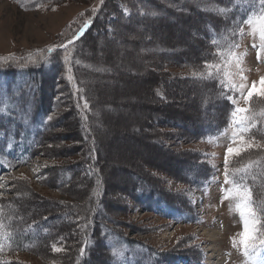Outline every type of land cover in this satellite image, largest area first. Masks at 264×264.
Masks as SVG:
<instances>
[{
	"label": "rangeland",
	"instance_id": "rangeland-1",
	"mask_svg": "<svg viewBox=\"0 0 264 264\" xmlns=\"http://www.w3.org/2000/svg\"><path fill=\"white\" fill-rule=\"evenodd\" d=\"M199 16L218 27L229 20L221 0H0V112L15 108L12 124L23 121L22 136L35 145L43 131L36 127L52 124L30 163L14 154L0 157L10 167L23 164L6 176L0 169V221L10 210L28 223L46 212L67 214L41 247L0 256V264H75L92 243L82 230L93 215L113 230L109 241L137 240L189 261L182 264H205V255L212 264H264V222L257 225L255 253L245 256L233 244L243 231L235 201L219 202L214 189L199 208L200 223L190 226L170 224L137 202L150 187L191 210L198 190L183 182L178 168L195 179L211 166L220 168L224 157L231 169L264 160V140L243 135L249 146L239 155L227 153L241 146L233 142L234 128L212 139L204 138L206 131L189 132L208 115L216 114L221 127L227 121L222 106L211 109L220 86L237 91L238 107L264 109L261 96L245 103L253 82L259 87L264 77L259 33L239 20L240 38L227 39L232 48L222 52L221 43L215 48L207 40ZM90 22L86 36L73 41ZM20 99L43 103L49 114L29 122ZM6 137L11 148L15 132ZM95 223L90 226L100 233ZM10 235L20 241V231ZM94 238L87 264H108L112 255ZM108 246L117 261L125 251L141 253L135 244Z\"/></svg>",
	"mask_w": 264,
	"mask_h": 264
},
{
	"label": "trees",
	"instance_id": "trees-1",
	"mask_svg": "<svg viewBox=\"0 0 264 264\" xmlns=\"http://www.w3.org/2000/svg\"><path fill=\"white\" fill-rule=\"evenodd\" d=\"M242 1L243 0H237V1L231 2L234 4L235 7L232 11L226 13L229 20L228 22L225 20H222L221 27H218L214 25L212 22L205 20L204 16H199L200 19L202 20V27L205 26V29L203 30L202 28V30L203 32L207 33V40L211 42L213 47L216 48L218 44L221 43L222 47L219 50L222 51L225 48L231 49L232 46H227L225 44V41L233 36L239 37V31L237 29V22L240 18L244 16L243 15L244 10L246 11V7L240 5V2ZM221 2L223 5L231 6L228 3L229 1L227 2V0H221ZM250 4H253L254 6H256L257 9L259 7L258 0L254 2H250ZM199 14H203V13L199 12ZM236 15L238 18L237 21H235L234 19ZM215 29L217 31H215ZM86 31L84 33H86ZM85 36L86 35H83L81 37H85ZM41 78H44V76H41ZM223 87L224 86H220V88L218 89L216 103L213 104L211 109L215 111L216 110L215 108L219 109V107H217V105H219V106H222L224 108V111H226L227 113L226 109L228 108V104L222 100V96H221L222 95L221 91H224ZM0 98H1V89H0ZM19 101L22 102V106L28 107V109L26 110V114L29 118L28 121L31 123H38L39 121H41V119L46 117L45 115L49 114V109H47L45 113L43 112L42 110V107L44 105L43 103L42 104L34 103L33 105L32 103L25 102L21 99ZM17 114L18 113L13 107L10 110L0 112V135H1L0 157H3L8 154H14V155L22 156L23 158L22 162L30 163L32 160V157L37 153V151L39 150L44 140V134H46L51 129L52 124H50L49 126H46V123L42 124L40 122L41 124L37 126L36 129L37 130L42 129L43 131L40 132V138L38 139V142L35 145L33 144L32 137L22 136V129H23L22 122L23 121L19 125L12 124ZM202 118H201V122L203 121ZM22 119L24 120L23 117ZM227 122H228V119L227 121L223 123L221 127V125L218 122V117L216 114H213L212 116L208 115L205 118L204 123L202 124L199 123V125L201 126L200 129H189V132L196 134L197 132L207 131L213 128L223 129L226 127ZM255 122L256 124L248 133V137H251L255 140H264V118L257 116ZM12 131L15 132V137L13 140H11L12 147L9 148L10 140L6 137V134ZM20 163L21 162H19V165H16L15 167L23 165ZM10 166L11 165H9V163L0 161V167L2 168H6V169L15 168V167H10ZM251 176L254 182L257 184V187L261 188L260 192L263 195V192H264V160L256 163L254 167V171L251 174ZM248 178L251 179L250 175H248ZM150 190L151 188L147 187L146 192L144 191L148 198L153 197V196H150ZM261 201L264 205V199H262ZM93 208L97 209V206L93 205ZM65 213H61L62 215H57V213L53 214L50 212L42 213L43 219L28 223V217L25 218L26 216L24 215H18L15 210L4 212V222L0 221V244H1L0 252L3 254H7V251L9 253L18 251L17 248H19L20 250H24L23 247H21L23 246V244L26 245L27 249H31L32 247H36V246L41 247V245H43L44 242L50 240L51 237L53 236V232H54L53 229L55 227L54 225L56 224V228H57V223L63 224V221H67L64 218L67 215ZM98 219L99 218H97L96 220L93 215L92 218L87 222V224L84 225V228L82 231L87 230V234L91 238L92 243L84 253L82 254L80 252L78 253L75 264H87V262L91 260L92 255L90 254V252H92V249L95 246L94 237L96 235L98 237V239H96L97 243L101 241L103 244L102 246L100 242L98 246H101L103 250L107 249L109 251V253L112 255L113 264H133L134 262L133 258L135 255L130 252H124L122 254L121 260L117 261V257L114 256V254H112L111 251L108 249L109 242H115L117 244L126 243L129 247H132V245L135 244L138 248L143 250L145 255L148 253L149 250H146L145 245L141 244L140 241H137V240H128L121 236H115L113 238V241H109L108 238H110L111 234L113 233V230L111 229L110 226L104 223L100 224L99 223L100 221H98ZM94 221H96L95 224H98V227L100 228V231H101L100 233L98 231V233L95 234L96 231H94L95 230L94 224L90 226V223ZM18 231L21 232L20 241L16 242L15 239H14L15 241L9 239V236L7 234L12 232L13 235H15ZM22 234L25 235L24 238L22 237ZM12 241L15 242L14 245H12ZM166 261L171 262L170 255L165 254V253L158 254V264H164ZM107 263L112 264L110 258L108 259Z\"/></svg>",
	"mask_w": 264,
	"mask_h": 264
},
{
	"label": "snow or ice",
	"instance_id": "snow-or-ice-1",
	"mask_svg": "<svg viewBox=\"0 0 264 264\" xmlns=\"http://www.w3.org/2000/svg\"><path fill=\"white\" fill-rule=\"evenodd\" d=\"M258 4L260 6V12L258 15H250L245 23L251 26L252 34L255 35L257 32L259 33V39H260V49L261 51H264V0H258ZM89 25L86 23L84 27L79 29L78 35H81L84 33V31L87 29ZM241 33L243 30H240ZM255 47V45H253ZM258 59L260 58V52H258ZM240 60L236 58V64L239 66ZM230 75V74H228ZM241 79H245L244 77H241ZM229 84L232 87H236V85L232 84L231 80H229ZM245 85L240 84L238 87V90L241 92V95L243 96V89ZM253 96H261L264 97V77H261V80L259 82V87L257 86L256 82H253L252 88L248 91L247 97H245V103H248ZM233 103L235 104L236 101L233 100ZM87 107V104L85 105ZM259 116L261 118H264V109H261L259 113L253 112L250 108H240L235 107V109L231 112V123L234 126H238L234 128L233 131V142H239L241 145L237 148L229 147L227 149V153L229 155H239L241 151H244L246 147H248V142L245 141L244 137L241 135V133L247 132L250 127L254 126V122L256 120V117ZM48 119H51V117H48ZM228 167V161L227 157L225 159V183L231 184L232 186L225 190V199H230L235 201V208L238 212L239 216L241 217V220L243 222V231L239 234V240L236 239L233 240L234 246L238 243L240 246H242L244 250L245 256H250L251 254L255 253L256 247H257V225L258 222L261 220H264V208H256L254 206V201L250 192V189L248 186L241 181L237 180H230L229 179V173L227 171ZM262 227H264V224H261ZM261 245H264V240L259 241ZM83 251V250H81Z\"/></svg>",
	"mask_w": 264,
	"mask_h": 264
}]
</instances>
